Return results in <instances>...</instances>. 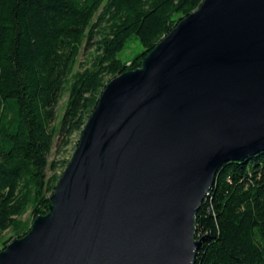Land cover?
I'll return each mask as SVG.
<instances>
[{"label":"water","instance_id":"1","mask_svg":"<svg viewBox=\"0 0 264 264\" xmlns=\"http://www.w3.org/2000/svg\"><path fill=\"white\" fill-rule=\"evenodd\" d=\"M264 151V0H203L107 83L50 197L0 264H194L219 168Z\"/></svg>","mask_w":264,"mask_h":264},{"label":"trees","instance_id":"2","mask_svg":"<svg viewBox=\"0 0 264 264\" xmlns=\"http://www.w3.org/2000/svg\"><path fill=\"white\" fill-rule=\"evenodd\" d=\"M202 2L0 0V252L49 213L73 156L57 174L58 162L48 163L54 140L58 153L73 134L80 139L107 83L140 69ZM131 39L142 51L122 62L117 54ZM195 228L194 264H264V151L219 168Z\"/></svg>","mask_w":264,"mask_h":264},{"label":"rangeland","instance_id":"3","mask_svg":"<svg viewBox=\"0 0 264 264\" xmlns=\"http://www.w3.org/2000/svg\"><path fill=\"white\" fill-rule=\"evenodd\" d=\"M142 51V47L140 44L134 39L129 40L123 50H121L118 54L117 57L122 61V62H130L134 56H136L138 53ZM87 57V54L84 55L83 58L80 59L81 63L85 61V58ZM67 96L64 95L62 99L58 102L57 106L55 107V112L58 118L61 117L64 111V105L66 102ZM79 140V134L75 133L70 139V144L68 147L65 149H60L59 152L57 153V139L54 140V145L52 148V151L48 157V163H51L52 161L58 162V169L56 170L57 174H59L62 170H64L63 164L60 163L63 160H69L71 156L73 155L75 151V144ZM51 174V172L47 171V177ZM28 218V214L22 217L21 220H26ZM33 223V222H32ZM32 225V224H31ZM31 228V227H30ZM11 235L10 232L4 233V236L7 238Z\"/></svg>","mask_w":264,"mask_h":264}]
</instances>
